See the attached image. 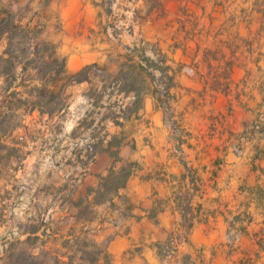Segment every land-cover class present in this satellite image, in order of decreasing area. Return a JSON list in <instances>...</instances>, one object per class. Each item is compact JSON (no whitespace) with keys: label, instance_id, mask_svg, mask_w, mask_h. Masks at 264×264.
I'll return each mask as SVG.
<instances>
[{"label":"rangeland","instance_id":"obj_1","mask_svg":"<svg viewBox=\"0 0 264 264\" xmlns=\"http://www.w3.org/2000/svg\"><path fill=\"white\" fill-rule=\"evenodd\" d=\"M158 1L162 3L159 5ZM248 1L81 0L78 17L75 6H67L65 0H0V10H11L22 24L36 26L41 38L55 45L57 56L66 59V65L68 60L72 61V69L81 60L83 67L97 65L89 72L92 84L84 82L66 89L68 107L60 115L49 117L38 111H22L19 120L9 118L11 127L16 128L0 139V264H31L26 258L30 252L39 256L43 244L49 256L43 259L40 255L38 264H54L51 253L54 251L66 255L62 257L64 261L68 255L73 256L72 264H88L99 257L91 246L84 249L71 243L64 247L63 239L47 238L45 231L49 233L55 228L48 219L58 213L57 217L66 219L76 215L86 223L108 219L112 214L130 213L132 204L124 194L100 204H82L83 195L89 194L90 201L97 197L96 192L104 183L100 177L107 174L115 161L111 153L120 142H123L119 149L121 161L115 166L136 163L132 172L152 164L158 141L163 142L164 151L170 142L172 152L183 158L179 145L189 134L183 122V104L214 102L213 89L221 90L222 94L227 92L232 53L240 39L246 38L239 35L242 30H237L235 23L241 22V7L253 4ZM256 1L257 5L264 2ZM85 6L97 10L90 23L86 20ZM139 48H144L146 55L153 56L159 65L165 58L170 66L174 86L170 89L169 107L157 101L155 95L163 93L160 98L166 99L164 93L169 83L159 71L148 77L151 86L143 97V111L139 103L132 104L136 99L133 94L119 92L113 77H107V71L115 75L121 67L125 68V63L138 62ZM255 50L258 53V46ZM130 58L134 60L129 61ZM130 71L137 70L130 68ZM120 105L123 108L131 105L127 120L112 118L113 112L118 114ZM103 138L105 151L94 161L89 160L87 144ZM86 160L89 170L81 178V161ZM78 177L77 192L60 212L65 195L62 189L67 184L72 187ZM183 211L188 214L186 205ZM71 223L72 220L62 224L65 233ZM89 229L82 238L94 240ZM98 245L104 250V243ZM234 250L239 249H229L221 264L226 259L229 264ZM175 252L166 249V253ZM100 257L98 263L107 264Z\"/></svg>","mask_w":264,"mask_h":264},{"label":"crops","instance_id":"obj_2","mask_svg":"<svg viewBox=\"0 0 264 264\" xmlns=\"http://www.w3.org/2000/svg\"><path fill=\"white\" fill-rule=\"evenodd\" d=\"M251 2L235 23L246 38L232 53L227 94L213 89L214 102L183 104V158L158 141L152 164L144 158L118 192L129 198L130 213L99 222L72 218L76 231L93 227L110 264H221L229 249H239L229 264H264V2ZM65 3L80 16L81 0ZM85 10L90 23L97 10ZM71 62V73L84 66L81 60L72 69Z\"/></svg>","mask_w":264,"mask_h":264},{"label":"trees","instance_id":"obj_3","mask_svg":"<svg viewBox=\"0 0 264 264\" xmlns=\"http://www.w3.org/2000/svg\"><path fill=\"white\" fill-rule=\"evenodd\" d=\"M109 2V1H108ZM159 5L162 3L158 1ZM110 3V2H109ZM17 15L8 9L0 10V46L3 45V49L0 51V139L8 136L15 126L11 127L9 118L20 119L23 116V112L33 113L38 111L40 115H48L53 117L63 113L67 107V94L66 89L74 84H81L88 82L92 84V77L89 72L93 68H97L96 64L83 67L76 72H69L66 66V59L57 56L56 47L53 43L45 41L41 38V31L36 26L29 24H22L21 19L16 18ZM139 53V61L134 64L125 63L124 67H121L119 71L112 75L107 71V77H113L115 84L119 85V92H125V94H133L136 99L132 102L142 106L143 97L150 92V84L148 83V77H152L156 71H159L162 76L168 79L169 83L166 87L165 97L161 99V94L155 92L157 101L165 104L169 107L170 104V89L174 86V75L171 74L170 66L166 64L165 58L159 62L154 59L153 56L146 55L144 48L137 49ZM134 59L130 58L129 61ZM130 68L136 73L131 72ZM104 70V69H102ZM155 97V98H156ZM131 105L119 106L117 112L112 113V118H122L127 120L129 114H131ZM142 108V107H141ZM116 123H121L116 120ZM76 128H73L75 132ZM105 138L100 139L95 144H87L86 150L88 151V159L92 161L105 150L102 149ZM110 143V142H108ZM123 142H120L115 151H112L115 161L108 169L107 174L101 176L100 179L104 183L102 187L96 192L97 197L90 201L89 194L84 197L82 204H100L103 201L113 200V196L117 195L121 188H124L127 184L129 177L132 174L131 167L136 163L128 162L124 166L117 168L116 163L120 162L119 149L122 147ZM108 152V151H107ZM89 159V160H90ZM81 178L87 175L89 170V161H81ZM183 165L187 171H190L186 162ZM80 177L74 179L75 183L70 187L68 184L62 189L64 192L63 201L61 203V211L64 210V206L70 197L74 196L77 192V187ZM66 191V193H65ZM58 215V213H57ZM52 216L48 219L50 225H55L52 232L46 233L47 238H54L55 240L63 239V246L72 245L74 243L77 246H81L84 249L87 247H93L96 250V255L88 261V264H99L102 258L110 264L109 254L94 241L82 238L85 231H76L74 224H70L66 234L63 232V223L71 221L72 218L78 220L79 218L71 216L66 219V216ZM62 220V221H59ZM60 224V226H58ZM190 224L188 223V229ZM79 232V233H78ZM54 256V264H72L74 257L68 255L67 261H64L59 251L51 252ZM51 254V255H52ZM42 255L43 259H47L49 256V250L45 249V245H42L39 256ZM37 255H30L26 258L31 264H38ZM84 260L83 257L80 258ZM43 262V261H42ZM41 262V263H42Z\"/></svg>","mask_w":264,"mask_h":264}]
</instances>
